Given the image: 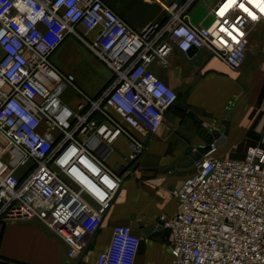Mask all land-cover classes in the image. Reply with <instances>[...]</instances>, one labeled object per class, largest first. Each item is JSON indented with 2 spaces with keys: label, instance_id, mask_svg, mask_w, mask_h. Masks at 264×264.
<instances>
[{
  "label": "built area",
  "instance_id": "2783aa9c",
  "mask_svg": "<svg viewBox=\"0 0 264 264\" xmlns=\"http://www.w3.org/2000/svg\"><path fill=\"white\" fill-rule=\"evenodd\" d=\"M192 1L164 6L165 20L136 30L103 0H0V219L41 222L67 245L63 264H77L119 189L122 174L104 161L113 142L126 138V168H136L142 136L176 101L147 66L167 67L174 45L184 54L203 48L237 68L250 25L264 20L249 0H219L209 24L193 25L186 17ZM68 35L112 72L98 95L51 60ZM68 87L77 95L73 106L61 99ZM214 150L209 144L173 190L175 214L160 216L173 263L264 264V143L241 159ZM139 243L129 225L117 224L96 264H134Z\"/></svg>",
  "mask_w": 264,
  "mask_h": 264
},
{
  "label": "crops",
  "instance_id": "0c3cea01",
  "mask_svg": "<svg viewBox=\"0 0 264 264\" xmlns=\"http://www.w3.org/2000/svg\"><path fill=\"white\" fill-rule=\"evenodd\" d=\"M103 1L139 30L151 22L165 20L168 12L164 6L174 5L177 10L186 0ZM218 1L193 0L186 9L187 20L193 25L209 24L211 10ZM93 35V31L89 32L87 38ZM73 38L76 39L66 36L51 55L63 72H71V65L79 59ZM247 39L244 61L237 68H230L206 50L198 58L182 53L174 45L167 56V67H160L156 61L147 66L154 78L175 91L176 101L156 131L142 136L145 149L136 168H126L128 147L123 135L111 145L104 161L111 168H122V180L77 264H96L98 253L107 247L117 224L129 225L143 240L134 264H174L167 246L169 230L162 226L147 230L158 226L160 216L175 214L177 204L172 192L191 173V156L199 152L201 157L209 146L199 136L203 124L208 131L216 129L220 133L213 141L216 145L211 154L216 157L241 159L247 147L263 143L264 20L250 25ZM69 55L72 64L63 67ZM262 89V99L257 103ZM66 250L67 245L38 220L0 219V264H63Z\"/></svg>",
  "mask_w": 264,
  "mask_h": 264
},
{
  "label": "rangeland",
  "instance_id": "374dc122",
  "mask_svg": "<svg viewBox=\"0 0 264 264\" xmlns=\"http://www.w3.org/2000/svg\"><path fill=\"white\" fill-rule=\"evenodd\" d=\"M73 42L76 46L75 52H77V54L79 55V59L73 65L71 63L72 59L69 55V59L67 58V61H65L62 66L68 67V65L71 63L72 65L70 73L74 75L75 84L83 92L90 96H93L109 80V78L112 76V72L105 65L95 59L81 41L73 38ZM57 67L60 69L59 66ZM61 99L66 104L72 105L76 102L77 95H75L71 87H68L65 88V90L62 92Z\"/></svg>",
  "mask_w": 264,
  "mask_h": 264
},
{
  "label": "water",
  "instance_id": "95a60500",
  "mask_svg": "<svg viewBox=\"0 0 264 264\" xmlns=\"http://www.w3.org/2000/svg\"><path fill=\"white\" fill-rule=\"evenodd\" d=\"M189 55L195 54L196 57L200 58L202 56V54L204 53V49L203 48H196V47H191L188 49V51L186 52ZM181 108H183L184 110H186L192 117H196L193 112H191L190 110H187L185 107L180 106ZM225 127H226V121H224ZM207 125L203 124V128L200 130L199 132V136H201L203 138L204 143L206 144H211L213 143L215 138L220 137V133L216 130V129H210L209 131L207 130ZM226 128L224 130V133H226ZM263 143H264V138H263ZM215 144V143H214ZM216 145V144H215ZM189 150V149H188ZM187 150V151H188ZM200 157V153L196 152L195 156H191V160L190 161H194L196 159H198ZM122 168H119L117 171L121 172ZM161 227V224L159 223L158 226H154L151 227L147 230V232L153 230V229H158ZM143 240H140V244L142 245Z\"/></svg>",
  "mask_w": 264,
  "mask_h": 264
},
{
  "label": "trees",
  "instance_id": "16d2710c",
  "mask_svg": "<svg viewBox=\"0 0 264 264\" xmlns=\"http://www.w3.org/2000/svg\"><path fill=\"white\" fill-rule=\"evenodd\" d=\"M111 79L112 78L110 77L109 80L102 86V88L95 95H98L103 90V88H105V86L110 82ZM262 95H263V89H262V91L260 92V94L258 96L257 103H260V101L262 99Z\"/></svg>",
  "mask_w": 264,
  "mask_h": 264
},
{
  "label": "bare ground",
  "instance_id": "6f19581e",
  "mask_svg": "<svg viewBox=\"0 0 264 264\" xmlns=\"http://www.w3.org/2000/svg\"><path fill=\"white\" fill-rule=\"evenodd\" d=\"M252 3L255 6H257L258 8H260L261 10L264 9V2L263 1H261V0H254V2H252Z\"/></svg>",
  "mask_w": 264,
  "mask_h": 264
},
{
  "label": "snow or ice",
  "instance_id": "6c2138e0",
  "mask_svg": "<svg viewBox=\"0 0 264 264\" xmlns=\"http://www.w3.org/2000/svg\"><path fill=\"white\" fill-rule=\"evenodd\" d=\"M231 2H235V0H231ZM249 2L252 3V2H254V0H249ZM241 7H243V5H241ZM262 11H264V9H262ZM253 18H255V17H253Z\"/></svg>",
  "mask_w": 264,
  "mask_h": 264
}]
</instances>
